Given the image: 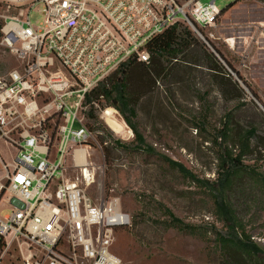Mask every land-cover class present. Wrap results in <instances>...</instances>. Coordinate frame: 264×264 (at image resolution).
<instances>
[{"label":"built area","instance_id":"2783aa9c","mask_svg":"<svg viewBox=\"0 0 264 264\" xmlns=\"http://www.w3.org/2000/svg\"><path fill=\"white\" fill-rule=\"evenodd\" d=\"M32 2L45 6L41 27L31 22L32 7L3 28L22 67L0 75V206L12 210L0 216V238L22 251L23 264H126L113 245L117 229L132 226L131 214L119 197L96 203L86 191L96 181L93 153L105 157L109 144L88 124L91 106L99 108L89 96L128 61L149 64L148 42L177 23L235 76L221 46L242 68L249 56L239 53L238 36L220 33L215 0ZM3 146L15 150L12 161Z\"/></svg>","mask_w":264,"mask_h":264},{"label":"rangeland","instance_id":"374dc122","mask_svg":"<svg viewBox=\"0 0 264 264\" xmlns=\"http://www.w3.org/2000/svg\"><path fill=\"white\" fill-rule=\"evenodd\" d=\"M233 2L215 0L225 10L218 19L219 31L224 36H238L239 53L249 56V69L240 67V58L225 46L220 50L237 75L232 76L243 80L244 99L227 100L208 70L182 66L179 73L160 78L146 92L133 77L130 80L140 97L136 115H125L144 135V149L134 148L132 127L124 114L106 101L98 103L96 115L100 122L88 119L101 142L104 136L110 144L122 139L127 145L114 150L108 164L106 149L105 157L93 153L96 181L86 190L96 203L102 198L119 197L123 209L131 214L132 226L117 229L113 245L126 264H225L216 237L217 232L229 235L232 222L220 218L215 205V195H221L224 179L219 161L225 143L220 131L231 114L238 125H258L264 132V36L259 28V22L264 21V0H239L227 9ZM31 8V22L39 28L46 17L43 4L0 0V75L22 67V61L3 43L6 21L24 19ZM107 109L115 110L113 114L124 128L122 134H116L107 124L103 117ZM2 149L5 158L12 161L15 150L10 154L7 147ZM76 174L72 169L68 172L70 177ZM231 200L254 242L264 248L263 193L245 182L231 194ZM4 205L0 206L1 217L12 211ZM169 211L193 229L173 225ZM0 264H23L22 251L16 245L8 248L5 243L0 250Z\"/></svg>","mask_w":264,"mask_h":264},{"label":"trees","instance_id":"16d2710c","mask_svg":"<svg viewBox=\"0 0 264 264\" xmlns=\"http://www.w3.org/2000/svg\"><path fill=\"white\" fill-rule=\"evenodd\" d=\"M238 1L234 0L227 9L234 7ZM147 47L151 53L149 64L137 59L128 61L103 81L88 98L89 102L94 100L100 104L106 101L124 114L125 121L135 133V149L142 150L147 144L144 135L140 133L131 118L125 115L127 112L136 115L135 107L140 97V93L137 94L130 84L132 77L146 92L160 78L175 72L179 73L182 66H191L208 70L211 80L219 86L227 100L244 99L246 92L240 82L183 23H177L155 36L148 42ZM221 56L226 61L225 56L222 54ZM96 111L97 109L92 105L89 118L98 123L100 121ZM220 135L225 143L219 161L221 176L224 179L221 195H215V205L218 216L222 219L226 217L232 224L231 233L224 235L217 232L216 241L223 253L225 264H264L262 256L264 248L254 242L231 200V194L245 182H249L264 195V132L260 131L258 125H238L234 117L229 114ZM100 138L102 142L107 141L104 136ZM119 148H127L122 139L112 140V144L106 146V164H108V156ZM248 160L254 162L247 163ZM171 164L180 166L174 161H171ZM169 214L172 224L179 229H193L192 225L182 222L171 211ZM4 247L5 241L0 238V250Z\"/></svg>","mask_w":264,"mask_h":264},{"label":"bare ground","instance_id":"6f19581e","mask_svg":"<svg viewBox=\"0 0 264 264\" xmlns=\"http://www.w3.org/2000/svg\"><path fill=\"white\" fill-rule=\"evenodd\" d=\"M12 25V24H11ZM10 25L7 27L9 28ZM115 110L114 109H107L103 112V117L105 118L107 124L114 130L116 134H122L124 131L123 126L117 121L115 117Z\"/></svg>","mask_w":264,"mask_h":264},{"label":"crops","instance_id":"0c3cea01","mask_svg":"<svg viewBox=\"0 0 264 264\" xmlns=\"http://www.w3.org/2000/svg\"><path fill=\"white\" fill-rule=\"evenodd\" d=\"M260 27V32H261V34L264 36V28L261 26V25H259Z\"/></svg>","mask_w":264,"mask_h":264}]
</instances>
